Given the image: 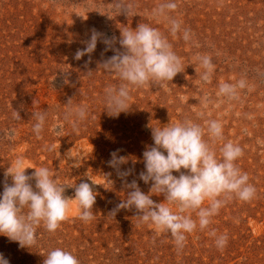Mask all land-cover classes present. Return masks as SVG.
<instances>
[{
    "label": "rangeland",
    "instance_id": "374dc122",
    "mask_svg": "<svg viewBox=\"0 0 264 264\" xmlns=\"http://www.w3.org/2000/svg\"><path fill=\"white\" fill-rule=\"evenodd\" d=\"M114 2L0 0V194L5 183H12L5 172L18 156L30 167L26 174L48 167L56 181L66 185L64 195L69 198H74L72 185L96 183L90 222L80 220L70 202L68 218L54 233L38 227L37 243L30 248L0 235V255L8 264H43L48 251L61 248L80 264H264V0H175L178 7L169 15L182 22V29H191L195 43L185 42L182 33L173 37L167 21L151 16L163 0H123L134 6L128 15L115 10ZM140 23L165 35L184 70L171 81L131 88L129 109L110 116L104 90L122 81L99 65L115 54L113 48L123 51L120 29L135 30ZM93 29L102 34L94 51L75 59ZM112 37L116 40L105 51L103 39ZM198 54L210 55L215 66L208 83L200 80ZM240 79L247 87L238 89L236 99L217 95L221 83ZM69 99L88 106L78 132L63 119ZM13 110L20 120L13 119ZM37 111L47 113L40 138L33 132L32 113ZM183 119L202 126L207 120L222 124L225 141L243 149L236 164L248 173L256 195L248 202L228 201L208 228L186 234L178 251L168 234L139 223L135 209L111 214L129 189L108 161L119 150V156L128 158L120 170L132 169L127 182L136 180L154 202H164L163 194L150 192L151 181L139 179L145 171L142 155L154 144L151 127ZM204 139L209 140L207 134ZM46 145L57 150L46 151ZM214 147L219 158L220 143ZM30 183L35 190V180ZM186 214L197 219L195 212ZM212 230L228 234L223 250L215 246Z\"/></svg>",
    "mask_w": 264,
    "mask_h": 264
},
{
    "label": "clouds",
    "instance_id": "9594fccd",
    "mask_svg": "<svg viewBox=\"0 0 264 264\" xmlns=\"http://www.w3.org/2000/svg\"><path fill=\"white\" fill-rule=\"evenodd\" d=\"M177 7L175 0H163L152 10L151 16L167 21L173 37L182 33L185 42L195 43L191 29H182V22L169 15ZM114 8L128 15L134 6L125 4L123 0H115ZM101 35L93 29L90 39L85 42L86 47L77 50L75 59L91 54ZM115 40V37L103 39L107 45L105 51L112 48ZM118 42L123 51L113 48L115 54L99 65L104 71L115 73L122 81L118 86L109 85L104 90L105 110L114 117L131 106V88L171 81L184 70L181 58L173 51L165 35L146 23L138 24L135 30L129 27L120 29ZM195 59L203 69L200 80L210 82L215 68L211 56L198 54ZM91 73L89 71L87 75ZM246 87L245 79L235 84L221 83L217 95L229 100L236 99L238 89ZM203 102L207 105V96ZM32 115L36 120L33 132L40 138L47 113L37 111ZM87 116V105H74L72 99L68 100L63 119L71 122L73 131H79L80 124ZM13 119H21L19 112L13 110ZM53 130L57 133L61 131L59 127ZM205 134L211 143L204 139ZM151 136L154 144L146 146L143 152L145 171L139 174V179L145 184L151 181L150 192L163 194L165 200L156 203L149 194L140 190L136 180L127 182L125 178L131 174L132 169L120 170L128 158L119 156L117 150L110 154L108 164L117 171L129 191L112 211L113 216L120 209H135L137 215L134 217L139 223L154 227L158 234H168L180 251L185 245L186 234L192 233L197 227L200 230L208 228L212 218L228 201L236 198L248 202L255 197L256 188L249 183L248 173L242 172L236 164L243 156V149L231 140L225 141L223 126L219 121L207 120L204 126L190 119L170 121L163 126L159 124L151 127ZM217 143H220L219 158L214 147ZM45 150L53 151L57 147L46 145ZM27 168L30 167L25 166L24 157L18 156L5 172V177H11L12 183H5L3 193L0 194V235L18 242L20 247L30 248L37 243L38 227L42 226L45 231L54 233L61 222L68 218L70 202L75 203L80 220L88 223L94 218L91 209L96 199L93 191V184L96 183L81 181L78 185H72L74 198H69L64 195L66 185L58 183L48 167H36L30 175L25 173ZM182 168L188 170L187 173L181 172ZM173 172L179 175L175 176ZM32 180H35V190L30 183ZM205 201H208L207 206H204ZM172 206H175L176 211L172 210ZM191 212L196 213L197 219L186 214ZM209 235L215 238L214 243L218 249L226 247L229 239L227 233L217 235L212 230ZM0 264H8L2 255ZM43 264L80 262L72 252L54 248L48 251Z\"/></svg>",
    "mask_w": 264,
    "mask_h": 264
}]
</instances>
